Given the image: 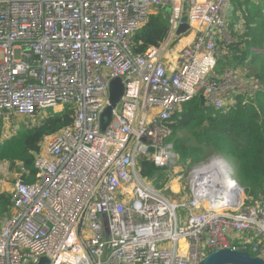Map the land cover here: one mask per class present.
Wrapping results in <instances>:
<instances>
[{"label": "built area", "instance_id": "1", "mask_svg": "<svg viewBox=\"0 0 264 264\" xmlns=\"http://www.w3.org/2000/svg\"><path fill=\"white\" fill-rule=\"evenodd\" d=\"M231 2L0 0V117L75 111L71 127L35 154L33 181L12 184L11 210L0 218V264H200L230 249L232 234L247 237L236 245H249L248 254L264 262V209L245 206L231 171L232 193L222 191L216 164L225 160L193 167L180 195L167 143V121L194 98L203 95L205 106L221 111L236 97L264 94L258 80L230 70L215 77L216 37L226 36ZM168 8L165 41L134 54L136 32ZM183 8L189 32L177 36ZM115 78L123 95L101 132ZM145 159L167 168L162 187L141 176Z\"/></svg>", "mask_w": 264, "mask_h": 264}, {"label": "trees", "instance_id": "2", "mask_svg": "<svg viewBox=\"0 0 264 264\" xmlns=\"http://www.w3.org/2000/svg\"><path fill=\"white\" fill-rule=\"evenodd\" d=\"M231 8L226 20L231 43L216 37L219 59L215 77H222L226 70L236 73L248 65L253 71L239 78L258 80L264 85V0H232ZM167 16V11L148 16L133 37L134 54L161 46L168 32ZM74 116V109L63 107L59 112L39 117L35 126H27L24 121L17 124L15 117H0V175H8L6 180L11 181L23 171L33 181L34 155L41 151L46 138L71 127ZM4 121L13 123V132L6 136ZM167 126L172 130L167 143L171 144L177 163L193 167L215 157L222 158L232 167L233 179L250 200L245 206L260 203L259 197H264V94L236 97L221 111L210 106L201 108L196 97L183 105L167 121ZM138 169L143 178L154 179L157 188L168 182L167 168H158L149 160H142ZM10 199L0 193V216L11 210ZM232 247L249 253L247 244Z\"/></svg>", "mask_w": 264, "mask_h": 264}, {"label": "water", "instance_id": "3", "mask_svg": "<svg viewBox=\"0 0 264 264\" xmlns=\"http://www.w3.org/2000/svg\"><path fill=\"white\" fill-rule=\"evenodd\" d=\"M169 17L167 21L169 22ZM189 32L187 24L185 8L182 12V23L176 31V35H186ZM124 86L120 78L112 79L109 82V105L102 112L99 120L100 130L103 132L111 122L112 110L115 108L120 98L123 95ZM200 107H205V98L203 95L198 96ZM152 152V150H150ZM35 156V155H34ZM24 180V175L19 178V181ZM237 191L242 192V189L237 185ZM47 261L43 258L39 264H45ZM200 264H264L259 258H254L250 254L242 250L220 249L211 252Z\"/></svg>", "mask_w": 264, "mask_h": 264}, {"label": "rangeland", "instance_id": "4", "mask_svg": "<svg viewBox=\"0 0 264 264\" xmlns=\"http://www.w3.org/2000/svg\"><path fill=\"white\" fill-rule=\"evenodd\" d=\"M232 10V9H231ZM169 11H170V8H168L167 9V13H169ZM226 32V31H225ZM225 39H226V41L225 42H227V43H231V39H230V37L228 38V35L226 34V36L224 37ZM177 43V42H176ZM177 45H178V43L177 44H175L174 45V47H172V49H174V48H176L177 47ZM251 71H253V69L250 67V66H243V69L242 70H239V71H237L236 72V74H240V75H244V74H249V72H251ZM61 110V108H57L56 109V112H59ZM51 111H53V110H47L46 111V113H49V112H51ZM45 115H43V116H38L37 118H32V119H20V118H23V117H15V119H13V121L15 122V123H19V122H22V121H24V124L25 125H27V126H35V125H37L38 124V119L40 120V118L39 117H41V118H43ZM10 121V120H9ZM9 121H4V125H3V127H4V131H5V133H4V135L6 136V135H8V134H11L13 131V127H12V125H13V123L12 122H9ZM20 124V123H19ZM213 159H215V160H217V159H220L219 157H215V158H212V159H210L209 161H207V162H205V163H202V166H207V165H209V162L211 161V160H213ZM223 160V159H222ZM226 162V161H225ZM201 165V164H200ZM228 168H229V170L231 171V173L233 172V169H232V167L226 162V164H225ZM198 166V165H197ZM193 167H195V166H193ZM193 167H188V165H186V164H179L178 163V166H176L175 167V169H174V171H175V174H174V177H176V176H178V177H180L181 176V180H178V182L177 181H175V182H173V189L176 191V187H175V185H177L178 183H179V187H180V190H181V192H180V195H182V194H184V195H186L187 194V182H186V177H187V175H188V173L192 170V168ZM1 171H5V169H2ZM1 176V175H0ZM7 178H9V176L8 175H5V174H3V176H2V178H0V182H2L3 184L0 186V188L1 189H7V191H9V187H12V185L10 184V183H7V182H5V181H7V180H5V179H7ZM175 184V185H174ZM12 189V188H11ZM11 192V191H10ZM9 192V193H10ZM167 197H169L171 200H173V201H176L177 199H179L180 198V196H171V191H168V192H166V193H164ZM241 198H243V201H244V203L245 204H247L246 203V201L247 200H249L248 198H247V196L243 193V191H242V194H241ZM259 200H260V203H256V204H253L252 206L250 205L249 207H259L260 209H264V197H259ZM250 201V200H249ZM262 201V202H261ZM243 203V204H244Z\"/></svg>", "mask_w": 264, "mask_h": 264}, {"label": "crops", "instance_id": "5", "mask_svg": "<svg viewBox=\"0 0 264 264\" xmlns=\"http://www.w3.org/2000/svg\"><path fill=\"white\" fill-rule=\"evenodd\" d=\"M192 40V37L191 36H188V37H182V38H180L178 41H177V43H178V45H177V47L176 48H174V49H172L171 48V50L169 51V55H168V59H169V61H171L172 62V60H173V58H176V56H177V53L185 46V45H188L189 43H190V41ZM176 43V44H177ZM22 175H24V182H30V180H31V178L29 177V175H28V173H25V172H21L19 175H15V176H13L11 179L12 180H14V179H16V178H20ZM0 178H2V175L0 176ZM7 179H9V178H7ZM6 180V179H5ZM11 180V181H12ZM11 181H5V182H7V183H10L11 185L13 184V181L11 182ZM3 183L2 182H0V186L2 185ZM176 186H178V184L176 185ZM11 188L12 187H9V191H7V189H1L0 188V193H4V194H6L7 196H10L9 194V192L11 191ZM10 212V211H9ZM9 212H6V213H9ZM5 214V212L0 216V218L3 216ZM0 226H1V219H0ZM230 241L232 242V243H234V244H237V243H239V244H241L242 242H245V241H247V237H245L244 235H240V234H232L230 237Z\"/></svg>", "mask_w": 264, "mask_h": 264}, {"label": "bare ground", "instance_id": "6", "mask_svg": "<svg viewBox=\"0 0 264 264\" xmlns=\"http://www.w3.org/2000/svg\"><path fill=\"white\" fill-rule=\"evenodd\" d=\"M216 168L222 173V178H221V185L223 186L222 191L232 193L233 186L231 187V182L228 178V175L230 173L229 168L222 161L217 162ZM215 206H217L216 208H222L223 203H215Z\"/></svg>", "mask_w": 264, "mask_h": 264}]
</instances>
